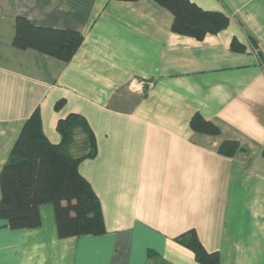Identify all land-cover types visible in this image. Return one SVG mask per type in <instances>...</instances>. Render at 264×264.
Here are the masks:
<instances>
[{
  "label": "crops",
  "instance_id": "obj_1",
  "mask_svg": "<svg viewBox=\"0 0 264 264\" xmlns=\"http://www.w3.org/2000/svg\"><path fill=\"white\" fill-rule=\"evenodd\" d=\"M192 1L227 28L176 33L155 0H0V172L35 110L53 143L61 118L83 115L98 151L79 171L106 228L62 238L49 202L34 228L0 218V264H203L177 240L192 229L220 264H264V0ZM18 16L83 43L70 60L18 48ZM196 112L221 134L194 131ZM226 139L244 149L219 153Z\"/></svg>",
  "mask_w": 264,
  "mask_h": 264
},
{
  "label": "trees",
  "instance_id": "obj_2",
  "mask_svg": "<svg viewBox=\"0 0 264 264\" xmlns=\"http://www.w3.org/2000/svg\"><path fill=\"white\" fill-rule=\"evenodd\" d=\"M155 1L173 13L174 32L199 40L224 30L230 22L225 12L205 9L192 0ZM83 40L84 35L79 31L37 26L27 17L16 18L13 44L18 48H34L70 60ZM231 47L242 51L245 46L234 38ZM61 103L62 100L57 107ZM190 125L194 131L204 134L216 136L222 132L220 125L200 112L192 116ZM57 129L62 139L53 143L43 130L39 109L25 121L0 172V218L13 229L34 228L41 224V205L49 202L55 207L60 237L102 234L106 228L101 200L79 171L82 160L97 154L95 133L79 113L61 118ZM243 149L234 139H226L218 147L219 153L227 156ZM177 240L193 250L203 264H220L219 253L206 250L196 230L186 232Z\"/></svg>",
  "mask_w": 264,
  "mask_h": 264
},
{
  "label": "built area",
  "instance_id": "obj_3",
  "mask_svg": "<svg viewBox=\"0 0 264 264\" xmlns=\"http://www.w3.org/2000/svg\"><path fill=\"white\" fill-rule=\"evenodd\" d=\"M255 53V55L258 57L259 64L264 69V52H261L257 47L252 49Z\"/></svg>",
  "mask_w": 264,
  "mask_h": 264
}]
</instances>
